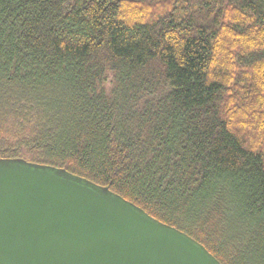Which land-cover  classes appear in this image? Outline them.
<instances>
[{
	"label": "trees",
	"instance_id": "1",
	"mask_svg": "<svg viewBox=\"0 0 264 264\" xmlns=\"http://www.w3.org/2000/svg\"><path fill=\"white\" fill-rule=\"evenodd\" d=\"M5 161L264 264V0H0Z\"/></svg>",
	"mask_w": 264,
	"mask_h": 264
},
{
	"label": "water",
	"instance_id": "2",
	"mask_svg": "<svg viewBox=\"0 0 264 264\" xmlns=\"http://www.w3.org/2000/svg\"><path fill=\"white\" fill-rule=\"evenodd\" d=\"M0 264H219L65 170L0 163Z\"/></svg>",
	"mask_w": 264,
	"mask_h": 264
}]
</instances>
